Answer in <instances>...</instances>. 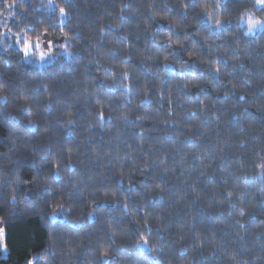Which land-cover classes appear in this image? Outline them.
Segmentation results:
<instances>
[{"label": "trees", "instance_id": "1", "mask_svg": "<svg viewBox=\"0 0 264 264\" xmlns=\"http://www.w3.org/2000/svg\"><path fill=\"white\" fill-rule=\"evenodd\" d=\"M248 12L264 21L256 0H0V264H264ZM17 33L67 53L39 67Z\"/></svg>", "mask_w": 264, "mask_h": 264}, {"label": "rangeland", "instance_id": "2", "mask_svg": "<svg viewBox=\"0 0 264 264\" xmlns=\"http://www.w3.org/2000/svg\"><path fill=\"white\" fill-rule=\"evenodd\" d=\"M247 21H248V18L243 19V24L246 26V31L249 34H254L255 32H257L259 29H261L264 26V21L260 20L262 22L261 26L255 27L251 31H249V25H248ZM23 37L24 36L22 35L21 36V40H22ZM48 41H51V40H47V39H44V38L40 39V45H41L40 48H33V51L36 53V55H29V56L26 57V56H24V54H23V52L21 50V53L23 55V60L27 61V62H32V63L36 64L37 66L42 67V66L48 64L49 62H51L53 60V58L55 57V53L56 52L61 51L62 53H65V54L67 53L64 48H60V49L57 48L58 51H55V49L58 46V44L57 43H52L51 45H49ZM34 43H35V40H34ZM16 44L18 46H20V49H21V45L22 44H18L17 43V39H16ZM40 51H44L45 53H47V55L45 56L44 59H40L39 58V52ZM140 247L141 248H146L147 247L146 242H143L140 245Z\"/></svg>", "mask_w": 264, "mask_h": 264}, {"label": "snow or ice", "instance_id": "3", "mask_svg": "<svg viewBox=\"0 0 264 264\" xmlns=\"http://www.w3.org/2000/svg\"><path fill=\"white\" fill-rule=\"evenodd\" d=\"M17 0H5V3L7 5L8 8H12L16 5ZM256 4L259 5L261 8H264V0H256ZM65 9L61 8L60 12L63 14L65 13ZM14 15V13H13ZM252 18V17H251ZM241 19H243V17H241ZM254 19V18H252ZM248 21H249V17H248ZM247 21V22H248ZM220 23V22H219ZM262 22L259 20L256 23L252 24L251 26H249V31H251L253 28L255 27H259L261 26ZM249 25V23H248ZM45 31H47L45 29ZM17 36V43L21 44V36L19 33L16 34ZM35 40V43H34ZM53 42L52 41H48V44L51 45ZM40 37L37 36L35 38L31 37V36H24L23 37V43L21 45V50L24 54V56H29V55H36V53L33 51V48H40ZM47 55V53H45L44 51H40L39 52V58L40 59H44L45 56ZM4 236V230L0 229V239H2Z\"/></svg>", "mask_w": 264, "mask_h": 264}, {"label": "clouds", "instance_id": "4", "mask_svg": "<svg viewBox=\"0 0 264 264\" xmlns=\"http://www.w3.org/2000/svg\"><path fill=\"white\" fill-rule=\"evenodd\" d=\"M203 10L204 11H208L209 13H211V9L210 8L205 7V8H203ZM246 15H248V17H249V21H248L249 26H251L252 24H254V23H256L257 21L260 20L259 17H257L256 19H252L251 17L253 16V14L251 12L246 13ZM216 22L217 23L220 22L219 18H217V21Z\"/></svg>", "mask_w": 264, "mask_h": 264}]
</instances>
